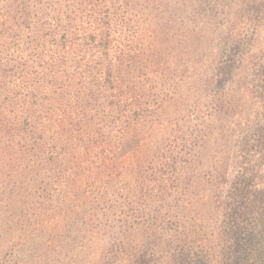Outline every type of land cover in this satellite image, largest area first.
<instances>
[{
    "label": "rangeland",
    "instance_id": "1",
    "mask_svg": "<svg viewBox=\"0 0 264 264\" xmlns=\"http://www.w3.org/2000/svg\"><path fill=\"white\" fill-rule=\"evenodd\" d=\"M27 5L70 32L69 78L46 34L15 37ZM109 62L146 117L130 135ZM29 117L59 123L49 198L10 167ZM252 227L264 244V0H0V264H245Z\"/></svg>",
    "mask_w": 264,
    "mask_h": 264
},
{
    "label": "trees",
    "instance_id": "2",
    "mask_svg": "<svg viewBox=\"0 0 264 264\" xmlns=\"http://www.w3.org/2000/svg\"><path fill=\"white\" fill-rule=\"evenodd\" d=\"M50 20L52 22L45 24L43 23L39 25L38 28H40V31L38 28L34 27L35 23H33V13L31 7H28L27 5L25 7L23 18L21 19L19 25H17V29L14 32L16 33L15 37L17 38L21 37L23 32H27L29 34L33 33L34 31H38L39 35L42 32L43 34H46L47 36H45V38L49 39V43L51 47H53V53H58L59 55L54 56L56 57V59L52 57L53 60L51 59L50 61H46V63H43L42 68L45 71V75L50 76L52 80H56L58 78H61L62 80V78H69V74H71L69 65L72 62L69 57L72 52V47H68V43L71 44V38H68L67 35L70 32L62 31L63 33H61V29L59 26L60 21L58 19ZM96 32H98V29H93L92 34H97ZM109 33L110 29L109 27H107L106 32L100 31V33L96 35L99 36L100 41V44L97 45V47L102 46L101 48L104 51H106L107 46L111 42ZM59 34H62L60 38L58 37ZM92 38L94 40V43L97 42V39H95V37L92 36ZM59 52L62 53V56H60ZM120 63H118V66H116L115 64L113 65L111 62H109L103 73L105 76V83L107 84V86L113 89V91H115V94L112 95L113 102L111 105V112L113 113L116 110H120V112H122V115H120V117H123V119L125 120H117L113 121V123L117 124L118 121H120V130L125 135H130L129 131L132 128L137 127L133 124V122H140L146 117L142 113H134V117H136V119L134 120L128 117L129 108H131V104L123 102L130 101L131 97L127 98L128 93L131 96L136 95L133 93L134 89L130 87V83L128 82V85H126L127 79H123V76L126 74L128 75V72L121 68ZM92 72L93 75H99V73H102V70H93ZM133 105V108H142L138 100H134ZM47 110L45 109V112H47ZM142 111L144 110H141V112ZM39 119L40 118L33 119L32 117L24 119V121L27 123V128L23 130V136L16 135L14 137V139H16L14 144L18 147V150L16 152L17 157L14 158L13 165H10V167L11 171L15 172V176L19 174L17 171L22 169H24L27 174L32 175L33 179L31 180V183H29V185L27 186L31 197L34 198V196L36 195L34 193L36 191V184L39 180H42L41 184L43 185V187L41 188L40 195L44 198H49L51 196V193H56V190L52 187V185H54L55 182L58 181L57 173L54 174L53 177H50L42 174L41 170L45 169L46 167L49 168L50 173H54V171L58 169L59 144L57 129L59 123L52 117H45L44 123H38V125L40 126L41 133L37 136L35 132V123L38 122ZM43 178H45V181ZM246 216L242 215L240 217V220L244 219ZM255 229L256 227H252V229L249 230L250 232L246 234V230L242 232V235H245V237L251 236V238L247 240L246 243L249 245V247L247 248H250V250L252 251L249 252V255H245V264H264V244L260 245V242L262 241L261 239V241L255 239L254 236L257 235ZM261 235L264 236V233L262 232ZM244 240L246 239L244 238ZM256 248H260V251L257 252Z\"/></svg>",
    "mask_w": 264,
    "mask_h": 264
}]
</instances>
